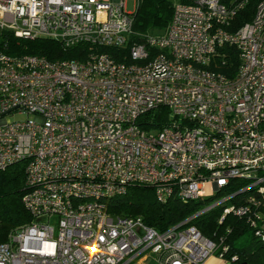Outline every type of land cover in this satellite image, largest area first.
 I'll return each instance as SVG.
<instances>
[{
  "label": "built area",
  "instance_id": "obj_1",
  "mask_svg": "<svg viewBox=\"0 0 264 264\" xmlns=\"http://www.w3.org/2000/svg\"><path fill=\"white\" fill-rule=\"evenodd\" d=\"M244 5L176 2L162 34L129 47L125 0H0V32L88 48L83 61L0 49V171L25 163L32 216L0 244V264H204L222 255L191 222L218 207L220 221L247 217L264 243V220L250 209L264 201V0L229 30ZM224 45L242 60L232 78L208 68ZM160 106L170 121L148 129L141 117ZM233 180L245 185L226 192ZM206 183L219 196L163 232L108 211L130 185L184 203L206 198ZM246 191L244 204L234 201Z\"/></svg>",
  "mask_w": 264,
  "mask_h": 264
},
{
  "label": "trees",
  "instance_id": "obj_2",
  "mask_svg": "<svg viewBox=\"0 0 264 264\" xmlns=\"http://www.w3.org/2000/svg\"><path fill=\"white\" fill-rule=\"evenodd\" d=\"M175 1L193 4L196 0ZM260 1L245 0L244 7L231 21L229 30L235 31L251 22ZM176 2L138 0L128 46L144 43L149 35L162 34L172 19ZM0 49L12 56L37 55L50 61L71 59L83 61L88 53L85 45L65 49L60 43L48 38L28 40L16 37L9 31L0 32ZM107 51L114 53L116 49H107ZM125 53L127 54V49H123L121 55L124 56ZM241 61L237 49L224 45L217 49L208 68L232 78L236 75ZM168 121H170L169 110L161 106L145 113L140 119L148 129H160ZM231 183L233 188L227 189L226 192L239 191L245 185L241 180H233ZM27 189L24 162L15 163L0 171V244L6 242L10 234L32 221V216L22 204V197ZM249 195L248 191L237 194L234 201L244 204V200ZM218 196L184 203L176 196H172L165 203H158L154 186L130 185L125 196L109 203L108 211L122 216L139 217L147 226L163 232L201 211ZM254 201L255 206L251 204L250 207L251 213H259L264 220V201L259 197H255ZM221 216L222 211L218 207L197 216L191 225L217 245L216 255L221 254L222 259L228 264H264V243L254 236V229L248 218L227 214L220 221ZM223 248L226 250L223 251Z\"/></svg>",
  "mask_w": 264,
  "mask_h": 264
},
{
  "label": "rangeland",
  "instance_id": "obj_3",
  "mask_svg": "<svg viewBox=\"0 0 264 264\" xmlns=\"http://www.w3.org/2000/svg\"><path fill=\"white\" fill-rule=\"evenodd\" d=\"M173 2H176L175 0H172ZM125 9L128 13H135L137 9V2L136 0H125ZM14 120H24L26 117L22 115H14V117H11ZM204 192L206 198H211L213 194V188L210 183H206L204 185ZM145 264H154L151 263L150 261L146 262Z\"/></svg>",
  "mask_w": 264,
  "mask_h": 264
},
{
  "label": "crops",
  "instance_id": "obj_4",
  "mask_svg": "<svg viewBox=\"0 0 264 264\" xmlns=\"http://www.w3.org/2000/svg\"><path fill=\"white\" fill-rule=\"evenodd\" d=\"M204 264H228V262L225 259L216 256H211L205 261Z\"/></svg>",
  "mask_w": 264,
  "mask_h": 264
}]
</instances>
